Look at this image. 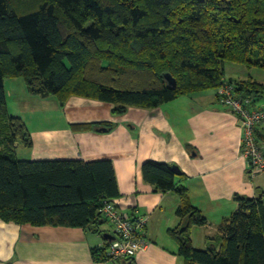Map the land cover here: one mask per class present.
<instances>
[{"label":"trees","instance_id":"obj_1","mask_svg":"<svg viewBox=\"0 0 264 264\" xmlns=\"http://www.w3.org/2000/svg\"><path fill=\"white\" fill-rule=\"evenodd\" d=\"M227 64L264 71V0H0V220L108 236L91 249L95 262L135 260L114 259L111 245L123 240L102 229L110 225L105 203L120 197L112 162L20 160L16 145L31 148L32 140L24 121L8 112L5 80L23 79L31 94L55 97L61 107L70 97H84L113 105L114 114L199 92L219 97L228 84L235 98L249 101L246 110L262 111L264 83L251 75L227 78ZM262 121L248 138L242 127L241 144L245 151L251 139L264 158ZM244 156L252 172L253 157ZM142 173L155 193L180 198L178 224L168 236L185 264H264L262 193L236 195L237 209L202 250L194 247L192 231L208 221L192 203L185 175L155 161Z\"/></svg>","mask_w":264,"mask_h":264},{"label":"crops","instance_id":"obj_2","mask_svg":"<svg viewBox=\"0 0 264 264\" xmlns=\"http://www.w3.org/2000/svg\"><path fill=\"white\" fill-rule=\"evenodd\" d=\"M226 77L246 79L228 75L227 69ZM4 84L8 112L25 122L32 140L31 148L16 145L20 160L112 162L120 212L148 218L140 230L148 248L133 264H185L168 236V230L178 224L180 198L154 192L143 177L146 162L166 163L185 175L190 199L208 221L192 231L194 247L206 248V237L215 235L223 220L237 209L236 195H264V171L252 176L241 144L239 118L216 92H199L151 110L131 107L124 114H114L113 105L84 97H70L61 107L55 97L31 94L23 79H7ZM30 101L53 105L48 114L55 115L54 121L43 126L47 121L44 114L24 115ZM263 104L264 100L258 105ZM33 115L38 121L30 124ZM106 124L113 125L112 131L105 132ZM73 125L98 126L78 131ZM258 133L264 139V124ZM102 229L114 235L111 225ZM103 239L82 229L20 226L0 220V264H104L95 262L91 253L93 247L103 245Z\"/></svg>","mask_w":264,"mask_h":264},{"label":"built area","instance_id":"obj_3","mask_svg":"<svg viewBox=\"0 0 264 264\" xmlns=\"http://www.w3.org/2000/svg\"><path fill=\"white\" fill-rule=\"evenodd\" d=\"M230 90L231 86L224 84V87L219 90V94L222 97V102L225 100V105L239 118L241 126L247 129V131H244L246 133L250 131L249 129L254 126L256 121H260L256 118L254 112L263 114L264 109L262 111L254 110L249 112L245 109L249 101L235 98V96L230 93ZM251 143V139L248 140L245 153L253 157L254 165L252 174L256 175L264 170V158L257 150L258 148H255L254 144ZM102 213L110 223L114 234L117 237H121L123 240V242L115 240L111 245L109 254L113 256L114 259L121 256L136 257L139 253L144 252L148 248V241L145 235L140 232L148 221L147 217L136 218V221H133L131 216L120 212L117 200L106 202Z\"/></svg>","mask_w":264,"mask_h":264},{"label":"rangeland","instance_id":"obj_4","mask_svg":"<svg viewBox=\"0 0 264 264\" xmlns=\"http://www.w3.org/2000/svg\"><path fill=\"white\" fill-rule=\"evenodd\" d=\"M226 66H227L226 69H227L228 75H234L235 74V75L243 76L245 78H247V77H249L251 75L252 77H254L255 79H257L259 82L264 83V71L263 70H258V69L249 70V69H246L243 66L234 65V64H227ZM234 70H235V73H234ZM184 97H182V99ZM220 97L221 96H219V98ZM30 98H32V97H30ZM30 100H32V99H30ZM182 103L184 105L185 104V101L182 100ZM23 104H24V100L19 104V106L22 107ZM52 107H53V105H50V104H47V103H44V102L42 103V102L30 101V109L28 110V112H26V114H25V112H23V113H24V115H30L32 113H42V114H44L46 116L47 121L45 122V124H42V125L43 126H46V125L51 124V122H48V121H50V120H53L54 121V119H55V115L48 114L51 111V108ZM254 114L256 115V118L257 119H259L261 121L264 120V113L263 114H260L259 112H254ZM37 121H38V118L35 115H33L31 119L30 118L28 119V122L30 124L31 123L34 124ZM262 122L264 124V121H262ZM245 135H246V137H248L249 135H251V130L248 131V132H246ZM251 144H248V145H251ZM259 148H262V145H260ZM252 176L255 177L254 174H252ZM193 197H195V195H193ZM194 229H193V231H194ZM200 238L201 237L199 235L198 240ZM203 245L204 244L202 243L201 247H204ZM195 248L202 249L203 250V248H198V247H195Z\"/></svg>","mask_w":264,"mask_h":264},{"label":"water","instance_id":"obj_5","mask_svg":"<svg viewBox=\"0 0 264 264\" xmlns=\"http://www.w3.org/2000/svg\"><path fill=\"white\" fill-rule=\"evenodd\" d=\"M169 83L171 84V86H175L176 83L174 82V80H169ZM174 170L177 171L179 173V169L174 167ZM105 238L108 237V236H104Z\"/></svg>","mask_w":264,"mask_h":264}]
</instances>
